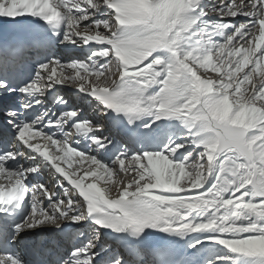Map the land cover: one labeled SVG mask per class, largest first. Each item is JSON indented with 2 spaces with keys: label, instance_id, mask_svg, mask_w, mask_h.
Wrapping results in <instances>:
<instances>
[{
  "label": "snow or ice",
  "instance_id": "obj_1",
  "mask_svg": "<svg viewBox=\"0 0 264 264\" xmlns=\"http://www.w3.org/2000/svg\"><path fill=\"white\" fill-rule=\"evenodd\" d=\"M0 264H264V0H0Z\"/></svg>",
  "mask_w": 264,
  "mask_h": 264
},
{
  "label": "rangeland",
  "instance_id": "obj_2",
  "mask_svg": "<svg viewBox=\"0 0 264 264\" xmlns=\"http://www.w3.org/2000/svg\"><path fill=\"white\" fill-rule=\"evenodd\" d=\"M214 74V73H213ZM73 166H75V161H73Z\"/></svg>",
  "mask_w": 264,
  "mask_h": 264
}]
</instances>
